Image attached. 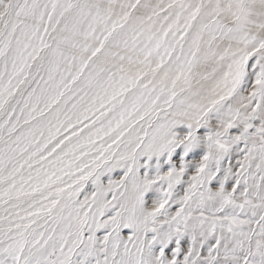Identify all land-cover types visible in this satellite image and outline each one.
Returning <instances> with one entry per match:
<instances>
[{
	"label": "snow or ice",
	"instance_id": "obj_1",
	"mask_svg": "<svg viewBox=\"0 0 264 264\" xmlns=\"http://www.w3.org/2000/svg\"><path fill=\"white\" fill-rule=\"evenodd\" d=\"M0 264H264V0H0Z\"/></svg>",
	"mask_w": 264,
	"mask_h": 264
}]
</instances>
